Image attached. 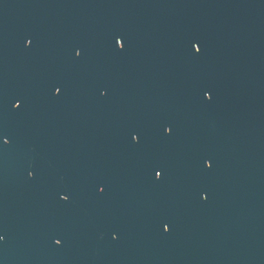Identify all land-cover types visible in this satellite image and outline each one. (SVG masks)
I'll return each mask as SVG.
<instances>
[{
  "label": "water",
  "instance_id": "obj_1",
  "mask_svg": "<svg viewBox=\"0 0 264 264\" xmlns=\"http://www.w3.org/2000/svg\"><path fill=\"white\" fill-rule=\"evenodd\" d=\"M0 264H264V0H0Z\"/></svg>",
  "mask_w": 264,
  "mask_h": 264
}]
</instances>
